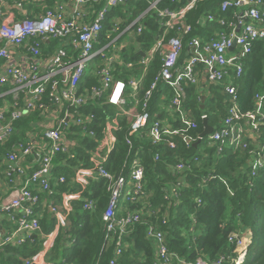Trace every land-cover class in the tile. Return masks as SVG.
Instances as JSON below:
<instances>
[{
	"label": "built area",
	"instance_id": "1",
	"mask_svg": "<svg viewBox=\"0 0 264 264\" xmlns=\"http://www.w3.org/2000/svg\"><path fill=\"white\" fill-rule=\"evenodd\" d=\"M136 1L72 0L71 7H67L55 0L53 7H44L31 17L25 9L31 0H16L12 4L0 0V148L15 135L17 123L37 115L25 139L13 144L5 157L9 163L5 174L9 178L16 174L20 189L1 207L15 228L7 234L0 229V251L9 245L22 246L33 236L40 237L43 250L27 264H40L39 260L51 251L56 240L55 235L42 230L37 213L38 191L53 196L54 185L67 183L58 170L75 159L77 137L97 138L96 115L86 112L90 105L109 107L116 114L107 119L102 138L89 153L91 166L75 168L72 183L80 186L78 193L82 196L92 181H106L110 195L103 213L106 234L103 249L114 245L116 258L122 255L133 228L144 222L145 212L152 214L146 205L149 196L145 168L133 138L143 135L149 124L147 135L155 147L166 145L175 151L177 139L188 146L195 144L196 139L188 135L187 129L183 133L175 127L177 122L198 127L185 106L189 87L199 86L204 78L207 84L223 86L228 96L227 115L208 136V145L216 148L218 154L224 153L226 147L234 151L244 149L247 140H256L263 133L264 95L256 96L254 111L243 112L237 87L253 44L264 41L263 0H224L222 13L232 11L234 17L232 20L216 14L205 17L206 22L228 30L211 41L196 36L188 39L193 33L188 14L204 0H188L183 8L175 10L159 8L162 0H156L132 20L126 6ZM10 11H18L20 18L11 17ZM151 11L160 22L159 36L140 60L129 61L127 50L131 54L130 48L137 46L138 52L142 51L137 40L146 29L144 23ZM186 48L188 54L184 55ZM157 60L158 71L146 89L147 77ZM127 73L132 75L124 77ZM161 85L168 91L160 105L175 117L173 122L160 120L151 111V102ZM201 119L208 120V116ZM123 120L129 125L128 155L122 172L116 176L109 172L108 164L117 144L115 134ZM262 153L264 146L255 158L253 176L264 168ZM160 155L156 153V161ZM64 156L63 166H57L56 161ZM35 157L39 165L31 169L28 162ZM173 171L177 180L166 196L168 201L180 200L181 190L187 186L186 163L179 160ZM74 198L73 194H65L64 205L68 206ZM96 204L94 200H86L84 210L92 212ZM138 205L141 209L134 210ZM69 214L66 211L58 215L59 227L69 226ZM167 218L168 214L163 218L164 224ZM147 236L156 247L155 264H171L175 258L180 264H193L169 252L165 233L158 226L151 225ZM229 242L240 250L245 243L249 248L251 235L231 234ZM240 255L239 252L236 259ZM116 258L111 264H115ZM195 264L207 263L200 259Z\"/></svg>",
	"mask_w": 264,
	"mask_h": 264
},
{
	"label": "trees",
	"instance_id": "2",
	"mask_svg": "<svg viewBox=\"0 0 264 264\" xmlns=\"http://www.w3.org/2000/svg\"><path fill=\"white\" fill-rule=\"evenodd\" d=\"M52 1H49L52 5ZM156 0H138L128 5L127 11L131 19L146 11L152 2ZM224 0L200 1L188 14L187 21L193 28V33L188 39L196 35H202L201 19L209 14L217 13L218 6ZM188 0H162L158 6L161 9L172 10L183 8ZM264 3V0H263ZM262 12L264 14V5ZM230 11L225 16L230 19ZM146 29L137 40L142 44L138 52L137 46L127 50V60L138 61L143 57L142 53L150 50L160 33V22L156 13L151 11L144 23ZM188 54L185 49L184 55ZM129 60V61H130ZM159 68L157 60L152 67L145 88L147 89L155 77ZM132 75L125 74L124 77ZM92 83V81H90ZM239 107L243 112L256 109V96L264 95V41L253 44V51L246 61L245 74L237 82ZM210 89L199 91L197 86L187 89L186 108L190 110L198 127L191 128L177 122L175 127L187 129L188 135L198 141V136L204 131L203 120L207 113L208 123L213 128L219 126L220 120L227 115L229 106L228 96L224 87L209 86ZM167 89L161 85L152 102L151 111L163 102V96L167 95ZM209 93V95H206ZM144 92L142 93V95ZM203 99L204 103H203ZM264 104V99H263ZM86 112L96 115L95 130L97 138L79 136L76 138L78 147L74 160L65 162L58 172L67 178L66 184L58 186L57 191L77 192L80 186L74 185V169L83 166L90 167V151L94 150L103 136V130L108 118L114 117L116 111L106 106L90 105ZM37 119L33 115L16 124V133L5 146L0 148V165L15 143L25 139L27 131L31 130L32 123ZM149 124L143 135L133 138L135 150L145 168L146 190L149 196V209L152 214L145 212L144 222L136 225L129 234L124 244L123 253L116 258L115 247L110 245L106 251L105 223L103 213L109 202V192L105 180L92 181L82 193L81 200L73 203V211L69 215V226L60 231L51 251L46 255V260L51 264H111L116 258L115 264H155V244L147 236L151 225L158 226L164 233L168 250L177 255L180 260L197 263L202 259L207 264H230L231 258H237L239 250L235 244L229 242V236L237 233L246 235V231L252 234L248 257L244 264H264V168L253 176V166L256 156L264 146V129L256 140H247L246 147L234 151L229 147L224 153L218 154L217 149L208 145L206 137L197 148L188 146L182 139H177L178 149L170 150L166 145L155 147L147 133ZM78 131V130H77ZM79 132V131H78ZM129 133L127 121L120 123L116 132V148L110 156L108 170L118 176L122 172L123 165L128 155L126 138ZM160 153V159L156 161V153ZM264 154V153H262ZM64 157L56 161L57 166H63ZM183 160L188 171L185 172L187 186L181 190L178 205L169 203L165 197L170 193L171 185L177 180L174 167ZM253 162V163H251ZM86 200L97 202L96 209L92 212L84 210ZM198 200L201 201L199 204ZM134 209L135 206H129ZM141 209L138 205L134 210ZM160 212H159V211ZM166 224L163 218L167 216ZM54 218L45 219L43 225L55 227ZM193 227L194 231L189 232ZM48 234V233H46ZM43 250V240L40 237H31L22 246H6L0 251V264H27V261L37 256ZM223 259V261H221ZM171 264H180L174 259Z\"/></svg>",
	"mask_w": 264,
	"mask_h": 264
},
{
	"label": "crops",
	"instance_id": "3",
	"mask_svg": "<svg viewBox=\"0 0 264 264\" xmlns=\"http://www.w3.org/2000/svg\"><path fill=\"white\" fill-rule=\"evenodd\" d=\"M6 1L12 4L16 0L15 1L6 0ZM49 1L51 0H31V2L29 4H26L25 6L27 14L31 17H34L37 14H39L43 10L44 7H53L55 0L52 1L53 3L52 5H50ZM60 1H62V3L65 6L71 7L72 0H60ZM218 10L219 11L215 13L217 16L226 17L225 16L226 14H223L221 11V5L220 7L218 6ZM10 16L15 18L16 20L20 18L18 11H10ZM231 16L232 17L230 18V20H232L234 17L233 15ZM200 23L202 27V31H201L202 35H196V37L202 38L204 40H208V41L217 40L221 33L228 31L226 27H223L215 23L206 22L205 17L201 19ZM207 83L208 82L206 81V79L203 78L202 83L198 87V89L200 88L199 91L210 89L209 84ZM206 95H209V93H207ZM204 100L205 99H203V103H204ZM163 108L164 107H162L161 105L160 106L158 105V107L155 109L156 113H153L155 117L163 121L173 122L175 120V117L170 116L168 113L165 112ZM190 113L193 115L191 111ZM203 114L207 115V113H203ZM223 120L224 119L220 120L219 125H221ZM200 145L201 143L199 144V146ZM28 163L31 166V169H36L39 165V161L36 157L29 160ZM8 164L9 163L5 161L4 159L3 164L0 165V229L2 230V233H5V234L13 231L15 228V225L8 220L7 215L1 210V207L4 203L8 202L11 199V197L20 189V183L17 182V179H18L17 175L13 174L12 177L9 178L5 174V172L8 171V168H7ZM57 189H58V185H54L55 193L53 196H49L46 192L38 191L39 196H40V202L37 208V213L41 217V226L43 225V221H45L47 217L54 218L56 220L55 227L53 228L51 232H48L50 228H46V230L48 229V231L45 232V228L44 226H42V230L45 234L46 233L53 234L55 235L56 238L58 237L60 231L64 229L63 227H59L58 225V220H57L58 215L60 213H66V211H69V213H71L73 211V203L81 200L80 199L81 195H79L78 191L77 192H61L59 190L57 191ZM65 194L75 195V198L70 201L68 206L64 205V195ZM68 218L67 220H69ZM68 224H69V221H68ZM39 261H40V264H51L46 260V256H43Z\"/></svg>",
	"mask_w": 264,
	"mask_h": 264
},
{
	"label": "rangeland",
	"instance_id": "4",
	"mask_svg": "<svg viewBox=\"0 0 264 264\" xmlns=\"http://www.w3.org/2000/svg\"><path fill=\"white\" fill-rule=\"evenodd\" d=\"M14 1H15V0H14ZM209 86H213V85H210V84H209ZM197 87H199V86H197ZM199 89H200V88H199ZM200 91H201V90H200ZM165 199H166V197H165ZM166 200H167V199H166ZM122 201H123V203H125L124 198L122 199ZM167 202L169 203V206H170V205H173V203H175L176 205H178L179 202H180V200H178V201H168V200H167ZM158 211H159V210H158ZM159 212H160V211H159ZM193 231H194V228L191 227L190 230H189V232H193ZM249 232H250V231H249ZM234 234H235L236 236H240V237L245 236V235L237 234V233H235V232H234ZM250 235H251V234H250ZM246 238L249 240V238H248L247 236H246ZM251 246H252V244H250V246H249V248H248V244L245 243L243 249H242V250H239V252L241 253L240 258H238V259H236V258H231L230 264H244L245 261H246V259H247V257H248L249 249H250ZM235 259H236V260H235ZM233 260H235L236 263H233ZM221 261H223V259H221Z\"/></svg>",
	"mask_w": 264,
	"mask_h": 264
},
{
	"label": "water",
	"instance_id": "5",
	"mask_svg": "<svg viewBox=\"0 0 264 264\" xmlns=\"http://www.w3.org/2000/svg\"><path fill=\"white\" fill-rule=\"evenodd\" d=\"M142 55L144 56V54L142 53ZM203 126H204V131L200 134V140H198L195 144V147L197 148L199 146V144L201 143L202 139L210 136L213 132H214V128L211 127L208 124V120H204L203 121Z\"/></svg>",
	"mask_w": 264,
	"mask_h": 264
},
{
	"label": "clouds",
	"instance_id": "6",
	"mask_svg": "<svg viewBox=\"0 0 264 264\" xmlns=\"http://www.w3.org/2000/svg\"><path fill=\"white\" fill-rule=\"evenodd\" d=\"M246 232L251 234V232H249V231H246ZM251 237H252V234H251Z\"/></svg>",
	"mask_w": 264,
	"mask_h": 264
}]
</instances>
